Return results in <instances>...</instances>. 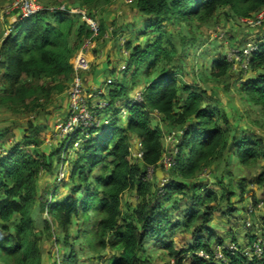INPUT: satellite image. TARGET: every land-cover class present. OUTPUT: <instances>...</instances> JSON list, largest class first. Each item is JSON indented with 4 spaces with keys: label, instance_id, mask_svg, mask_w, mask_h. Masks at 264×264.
I'll return each mask as SVG.
<instances>
[{
    "label": "trees",
    "instance_id": "trees-1",
    "mask_svg": "<svg viewBox=\"0 0 264 264\" xmlns=\"http://www.w3.org/2000/svg\"><path fill=\"white\" fill-rule=\"evenodd\" d=\"M38 1L43 4L40 11L17 20L7 35L0 33V107L30 114L39 113L56 91L66 88L73 75L70 59L91 36L81 14L49 10L61 0ZM98 1L83 0L90 11ZM133 1L148 19L145 33L192 18L205 19L217 10L238 20L251 18L264 8V0ZM100 29L105 32L104 25ZM164 42L161 33L144 48L127 41L130 56L122 78L116 79L118 71L112 67L108 73L113 81L108 83L104 75L99 83L106 88L97 99H104L107 105L99 110L91 99L87 100L99 126L76 127L66 133L59 146L45 152L40 149L36 124L30 121L28 131L33 132L24 135L22 148L16 144L0 154V264H43L38 241L43 230L48 236L57 234L60 260L52 264H79L87 257H101L106 249L111 252L106 264H150L148 241L164 248L177 264H264V242L258 256L254 252L258 239L252 228L245 248H238L236 237L230 241L237 246L235 251L224 243L228 236L217 237L209 231L220 200L228 204L227 216L240 214L243 209L234 205L232 197L242 203L252 183L264 187V168L248 182L226 171L216 183L219 189L200 177L217 161L223 160L228 166L229 155L239 166L264 165V141L243 126L242 133L238 132L239 124L226 112L207 106L203 91L181 84L176 70L160 68L161 59H170ZM256 43L248 69H241L247 75L237 87L244 102L259 108L264 116V38ZM231 65L221 56L212 61L210 73L224 77L231 72ZM135 87L142 88L141 101L133 102L131 91ZM119 103L127 107L121 119L116 107ZM155 113L181 131L174 163L167 173L169 181L163 186L146 179L149 167L160 168L163 152L164 132L159 125H152ZM134 140L142 147L143 155L138 160L130 150ZM2 141L0 138V149L6 146ZM60 159L69 161L67 177L60 182H64L61 187L66 194L57 191L59 183L52 190L39 192L42 172H51ZM127 191L134 192L136 200L124 213L121 197ZM179 201L184 205L182 211ZM173 210H180L178 217H183L184 224L174 221L177 217ZM44 214L47 218L37 230L35 216ZM180 226L191 232V238L186 248L176 250L171 236ZM247 248L248 255L244 253ZM218 249L221 257H216ZM199 252L207 257L199 256Z\"/></svg>",
    "mask_w": 264,
    "mask_h": 264
},
{
    "label": "rangeland",
    "instance_id": "rangeland-1",
    "mask_svg": "<svg viewBox=\"0 0 264 264\" xmlns=\"http://www.w3.org/2000/svg\"><path fill=\"white\" fill-rule=\"evenodd\" d=\"M18 2H24V0H0V33L4 36L11 31L13 23L21 19L19 16L20 9H17ZM38 3L43 7L42 3L39 1ZM63 5L65 10L81 14L84 21L92 19L98 26L97 33L95 34L91 31V36L87 38L88 40L90 39L87 49L93 54V58L90 57V68L81 72V78L88 93H93L92 91L94 90L103 91L106 87L104 85L101 87L99 83L103 82L101 80L105 77L107 80L111 79L113 81V77L108 73L112 67L118 71L116 79L122 78L124 74L122 70H124L130 56V50L126 48V43L129 39L133 45L139 44L144 48L147 43L152 42L154 37L161 33L165 40L163 46L170 59H161L160 68L166 67L167 70H176L179 81L182 82L181 84L193 86L197 91H203L207 106L226 112L231 121H236L239 124L237 125L238 132L242 131L240 126H243L247 132L255 134L264 141V116L259 108L244 102L237 87L239 81L247 73L242 72V68L235 67L233 63H231V72L224 77H215L210 73L211 63L214 59L223 56L230 62L231 56L235 52L242 50L248 41L264 38V23L252 28L239 22L237 18L234 19L232 15H226L225 11L217 10L215 14L205 19L192 18L187 22L181 21L171 25L167 24L165 27H161V31L158 32L152 30L145 33L148 19L139 12L133 0H99L93 11L87 9L89 4H84L83 0H61L59 5H50L49 8ZM89 12L92 13L89 15ZM102 25L105 27L104 33H101L100 29ZM116 28L118 29L117 35H114L113 32ZM254 31H256V37L250 38ZM101 74L103 77L100 76ZM129 75L131 74L128 73V80L130 79ZM93 77L95 78L93 79ZM70 82L71 79L67 82L68 84L62 92L56 91L44 109H41L37 114L0 107V138L3 143H6L5 148L0 149L1 155L6 154L13 145H22L24 135L32 134L33 131H28L30 121L36 124V133L39 131L40 140L42 141L40 149L48 152L50 149L59 146V143L66 135L64 124L69 114L67 91ZM141 90V87H135L131 91V97H135ZM180 98L183 100L184 96ZM89 99L93 102L99 100L97 96ZM125 106L124 103L116 105L120 110V119L127 114V107ZM151 118L152 125H159L164 132L162 139L163 152L159 161L160 168L157 166L149 167L146 171V179L160 186L162 178L166 179L167 182L169 181V176L167 175L169 166L166 167V164H168L166 159L169 157V151L174 150V145H176V143L173 145L169 141L172 139L169 136L171 132L178 133L179 131L175 130L172 125L162 121L158 113H155ZM177 136L175 135L178 140ZM32 146L34 145L30 147ZM19 148L22 147L20 146ZM130 150L135 153L136 145H132ZM63 156L65 154L61 156V159ZM68 162L67 160L64 162L61 160V163L58 164L54 162V168L51 172H42L38 183L39 192L43 193V191L52 190L59 183L57 185L60 188L57 191L66 194L67 190H62L61 187L64 182L61 184L60 182L67 177ZM228 163V166H226L225 161H217L212 168L205 169L200 174V177H206L205 180H208L210 187L214 185L215 188L219 189L220 187L216 183L219 182L221 177L226 175V171L231 172V175L237 179L246 178V182H248L264 168L263 163L254 164L250 167L239 166L231 155H229ZM68 187H71V184ZM249 188V195L245 202L241 203L236 196L231 199L235 206H240L239 208L243 209L240 214L235 212L232 213V216H227L225 213L227 212L228 204L226 201L220 200L219 210L214 213L213 220L209 224V231L213 235L221 238L228 236L224 238V243L227 247L233 244L230 241H233L234 237H236V245L245 248L249 241L248 231L251 228L252 234L257 236L258 241L264 242V187H258L252 183ZM253 196L257 201L256 203ZM46 199L50 201V196H47ZM135 200L134 192H125L121 197L122 211L126 213ZM183 208V202H180L181 211ZM248 209L252 210V212L249 213ZM179 212L180 210L172 211L178 218L174 221L182 224L184 221L183 217H178ZM46 218V214L35 216L38 226L36 227L37 230H41L43 227L42 222ZM41 234L38 241L42 251L43 264H52L55 260L59 262L60 257L57 254L60 253V246L55 242L57 234L48 236L45 230ZM171 238L175 243V249L182 250L186 248L187 241L191 238V232L180 226ZM167 241L169 240L167 239ZM150 242L148 241L146 244L150 264H177L174 257L169 256L164 248L158 247V245L156 247ZM110 256L111 252L106 249L102 252L101 257H87L79 261V264H106ZM183 264H188V262L185 261Z\"/></svg>",
    "mask_w": 264,
    "mask_h": 264
},
{
    "label": "built area",
    "instance_id": "built-area-1",
    "mask_svg": "<svg viewBox=\"0 0 264 264\" xmlns=\"http://www.w3.org/2000/svg\"><path fill=\"white\" fill-rule=\"evenodd\" d=\"M17 4V9H20V18L24 17H29L38 11L42 9V7L39 5L37 0H24V2H18ZM65 10L64 5L61 7H56V8H49V10ZM89 20V19H88ZM87 19L85 20L87 25L90 28V31L94 32L95 34L97 33L98 26L96 22H94L92 19L88 21ZM239 22L252 27L256 28L262 23H264V8L257 12L253 17L251 18H243L240 17L238 19ZM94 34V35H95ZM93 35V36H94ZM92 36V37H93ZM90 42V39L85 41V43H82V46L80 49L75 53L70 61L73 69V75L71 77V82L67 91V98L69 102V114L68 118L66 119L65 122V134L72 131L76 127H83V128H93L97 127L100 125V121L97 120L94 116V113L89 109L87 100L89 98H93L95 96H98V94L102 93L103 91H92L93 93H88L84 87L83 80L81 78V72L86 71L90 68L91 62L86 56V52L88 51V44ZM256 41L250 40L247 42L245 47L240 50L235 52L231 58L230 62L234 64L235 67H241L243 70L248 69L249 66V57L250 54L257 48ZM108 83L111 82V79L107 80ZM94 89V88H93ZM141 92H138L135 97H133V102L136 101H141ZM107 105V102L104 99H99L96 102H94V106H96L99 110L103 109ZM108 120H104V124H107ZM181 134V131L178 133L171 132V135L169 138L172 137L169 141L172 142L174 145L177 143V139L175 135L179 136ZM174 135V137H173ZM177 136V137H178ZM136 145V150L135 153H132V157L135 159H141L143 152H142V147L141 143L138 140H135L133 143V146ZM175 146V145H174ZM174 149V148H173ZM177 153L176 147L174 150L169 151V157L166 159L168 160V166L172 165L174 163V155ZM164 183H166V179L162 178V181H160V186H163ZM254 252L260 256L262 254L263 247L261 246V241H258L257 243L254 244ZM228 249L230 251H235L237 249V246L233 243L230 244ZM250 248H247L244 250V253L246 255L249 254ZM199 256L202 257H207V255L203 252H199ZM216 257H221L220 250L218 249L216 252Z\"/></svg>",
    "mask_w": 264,
    "mask_h": 264
},
{
    "label": "crops",
    "instance_id": "crops-1",
    "mask_svg": "<svg viewBox=\"0 0 264 264\" xmlns=\"http://www.w3.org/2000/svg\"><path fill=\"white\" fill-rule=\"evenodd\" d=\"M254 37H256V31H254V34L253 35H250V38H254ZM86 56H87V58L89 60H90V57L93 58V54L91 52H89V51L86 52ZM90 62H91V60H90ZM104 68H106V67H104Z\"/></svg>",
    "mask_w": 264,
    "mask_h": 264
},
{
    "label": "clouds",
    "instance_id": "clouds-1",
    "mask_svg": "<svg viewBox=\"0 0 264 264\" xmlns=\"http://www.w3.org/2000/svg\"><path fill=\"white\" fill-rule=\"evenodd\" d=\"M163 174V173H162ZM262 243V242H261Z\"/></svg>",
    "mask_w": 264,
    "mask_h": 264
}]
</instances>
